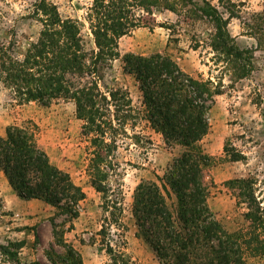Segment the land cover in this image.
Segmentation results:
<instances>
[{
    "label": "rangeland",
    "instance_id": "rangeland-1",
    "mask_svg": "<svg viewBox=\"0 0 264 264\" xmlns=\"http://www.w3.org/2000/svg\"><path fill=\"white\" fill-rule=\"evenodd\" d=\"M191 1L174 11L144 14L151 28L120 39L119 52L170 56L220 91L209 113V132L191 152L208 158L207 200L217 220L239 241L246 264H264V0ZM92 2L0 0V47L9 57L11 42L19 46L14 51L25 52L40 31L33 11L42 3L83 23L87 35ZM104 84L126 89L140 108L141 93L120 60L106 70ZM83 126L73 103L21 105L0 79V136L11 128L27 132L86 194L80 217L65 222L44 201L20 199L0 170V264H16L12 253L21 264H162L138 236L133 196L143 181L159 183L183 148H168L146 121L130 120L116 147L101 150L99 162L94 136H84ZM104 176L106 194L91 183ZM168 202L176 206L171 194ZM18 242H24L20 250L11 246Z\"/></svg>",
    "mask_w": 264,
    "mask_h": 264
},
{
    "label": "trees",
    "instance_id": "trees-1",
    "mask_svg": "<svg viewBox=\"0 0 264 264\" xmlns=\"http://www.w3.org/2000/svg\"><path fill=\"white\" fill-rule=\"evenodd\" d=\"M187 5H193L192 1L93 0L87 35L83 23L64 19L56 7L36 5L33 18L40 23V31L24 53L14 51L19 47L16 42H11V57L0 47L4 73L0 79L21 105L73 103L77 118L84 122L83 134L94 136L98 154L116 147L115 139L125 133L130 120L146 121L168 148H183L159 183L143 181L136 188L132 213L138 236L162 264H246L239 241L208 205L203 171L208 158L191 152L209 132V113L220 91L211 81L185 72L170 56H122L119 52L120 39L137 29L151 28L144 14ZM116 60L134 78L141 93L140 108L134 107L129 91L104 84L106 70ZM98 157L104 161L103 154ZM0 170L20 199L44 201L65 222L80 217L85 192L69 173L51 163L27 132L11 128L5 137L0 136ZM102 178L91 183L106 194L107 177ZM169 194L176 199L174 208L168 202ZM11 246L20 250L24 242ZM12 254L15 263L21 264L16 253Z\"/></svg>",
    "mask_w": 264,
    "mask_h": 264
}]
</instances>
